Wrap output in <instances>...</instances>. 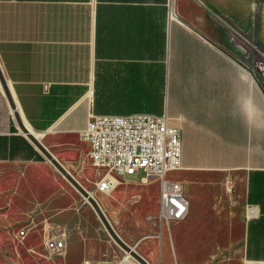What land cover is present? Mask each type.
<instances>
[{"label":"crops","instance_id":"1","mask_svg":"<svg viewBox=\"0 0 264 264\" xmlns=\"http://www.w3.org/2000/svg\"><path fill=\"white\" fill-rule=\"evenodd\" d=\"M261 52L264 0H0V73L25 126L67 170L91 164L79 136L91 115L148 113L180 128L188 213L173 222L182 228L167 224L158 264H264ZM37 154L0 85V183L12 187ZM121 184L96 190L106 198L92 191L99 205ZM232 199L253 208L239 224L193 221L194 206L217 213Z\"/></svg>","mask_w":264,"mask_h":264},{"label":"rangeland","instance_id":"2","mask_svg":"<svg viewBox=\"0 0 264 264\" xmlns=\"http://www.w3.org/2000/svg\"><path fill=\"white\" fill-rule=\"evenodd\" d=\"M34 158L39 162L37 166L23 169L12 187L7 185L8 178H2L0 183V264H119L125 256L139 264L114 242L90 203L73 185L46 158L40 154ZM68 171L93 196L92 191L99 199L107 197L96 192L95 187L102 171L90 163L81 172L75 168ZM142 176L144 172L118 177L122 184L112 192L114 199H101L100 203L119 236L149 264H158V243L166 238L167 223L160 219L158 183L151 178L144 184ZM186 176L178 170L168 177L184 182ZM197 180L214 185L222 177L203 174ZM194 208L193 221L217 219L224 231L230 223L239 224L246 214V205L239 199H232L217 213L198 205ZM53 225L66 229L67 246L61 253H50L43 246L44 230L54 229ZM170 227L175 231L183 223L170 222ZM21 231L23 235H19ZM223 245L226 260V240Z\"/></svg>","mask_w":264,"mask_h":264},{"label":"built area","instance_id":"3","mask_svg":"<svg viewBox=\"0 0 264 264\" xmlns=\"http://www.w3.org/2000/svg\"><path fill=\"white\" fill-rule=\"evenodd\" d=\"M172 17L168 2V18ZM246 41V36L239 34ZM262 56L264 53L261 52ZM80 138L89 144L91 164L102 171L95 183L96 190L107 193L118 177L142 171L144 182L155 178L159 181V214L165 223L182 220L188 213V199L182 183L170 179V172L180 170L182 143L180 128L171 125L165 116L148 113L94 114L79 131ZM252 207L246 208L251 215ZM43 233L44 249L61 253L67 246L64 227L53 225ZM23 235V231L19 233ZM119 264H134L123 257Z\"/></svg>","mask_w":264,"mask_h":264},{"label":"water","instance_id":"4","mask_svg":"<svg viewBox=\"0 0 264 264\" xmlns=\"http://www.w3.org/2000/svg\"><path fill=\"white\" fill-rule=\"evenodd\" d=\"M0 85L3 90L4 96L12 113V118L18 131L30 142V144L37 150V152L46 158L72 185L73 187L88 201L104 226L107 233L114 240V242L122 248L129 256L136 260L139 264H149V262L140 255L133 246L127 244L116 232L112 223L98 204V202L89 194V192L70 174V172L62 165V163L51 153V151L40 142L39 137L30 131L23 123L17 107L9 94L7 84L3 80L0 73Z\"/></svg>","mask_w":264,"mask_h":264},{"label":"bare ground","instance_id":"5","mask_svg":"<svg viewBox=\"0 0 264 264\" xmlns=\"http://www.w3.org/2000/svg\"><path fill=\"white\" fill-rule=\"evenodd\" d=\"M70 172V171H69ZM87 190V189H86ZM88 191V190H87ZM89 192V191H88ZM89 194L95 199V197L89 192ZM96 200V199H95ZM97 201V200H96ZM98 202V201H97ZM99 204V203H98ZM101 207V206H100ZM126 255H128L127 253H126Z\"/></svg>","mask_w":264,"mask_h":264}]
</instances>
